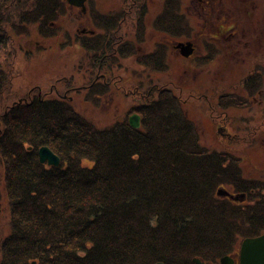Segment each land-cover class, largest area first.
I'll return each mask as SVG.
<instances>
[{
    "label": "trees",
    "instance_id": "trees-1",
    "mask_svg": "<svg viewBox=\"0 0 264 264\" xmlns=\"http://www.w3.org/2000/svg\"><path fill=\"white\" fill-rule=\"evenodd\" d=\"M228 2L234 10L242 6L239 20L258 18L249 1ZM183 3L164 0L150 19L148 0H122L120 9L107 13L93 3L91 19L106 33L78 35L84 54L75 74L89 67L77 75L86 81L76 92H87L92 101L114 82L130 97L127 115L103 127L75 109L67 89L58 88L77 76L57 79L52 84L57 96L10 100L16 79L0 60V264H198L195 257L219 264L222 256L235 254L244 238L264 233V193L259 191L254 203L217 194L218 187L229 185L231 192L255 193L257 184L244 175L234 151L240 137L221 139L220 146L207 144L184 109L197 102L209 110L229 109L247 100L239 87L257 94L262 73L229 84L220 79L222 71L217 86L185 90L151 74L165 76L173 69L167 42L136 52L148 25L173 39L193 35ZM66 4L0 0V54L15 35L30 34L31 25L44 38L56 37V20ZM115 54L135 56L143 66L137 74L141 79L121 87L122 75L112 71ZM183 58L192 70L217 63L211 56ZM263 62L251 60V65L261 72ZM214 97L223 104L216 105ZM133 113L140 116L139 127L129 122ZM43 145L60 157L59 166L40 161ZM5 212L9 230L4 236Z\"/></svg>",
    "mask_w": 264,
    "mask_h": 264
},
{
    "label": "rangeland",
    "instance_id": "rangeland-1",
    "mask_svg": "<svg viewBox=\"0 0 264 264\" xmlns=\"http://www.w3.org/2000/svg\"><path fill=\"white\" fill-rule=\"evenodd\" d=\"M121 1L122 0H89L87 1L86 14L82 13L81 9L73 7L67 2L66 12L60 15V17L56 20L55 27L59 28V33L56 37H42L39 35L37 27L33 25L30 26V34L15 35V37L10 41L11 43L6 46V49H3L2 53L0 54L1 62H3L4 65H7L10 70H13L15 76L13 81L16 79L15 83L12 84L11 89V91L15 90L16 92L15 94L12 92L10 100L15 98V100H18L34 94H40L42 96H57L59 94L56 93V90L52 89V84L57 79H68L73 76L85 73L84 71H86V68L89 66H87L81 72L75 74V66L84 54V51L80 47L77 39L78 35L85 34V29H89V31L96 30L95 24L91 19L92 5L95 2L96 8L100 12L107 13L111 10L120 9ZM163 1L164 0H149V8H151V13L148 16V19L157 15V13L162 9L161 7ZM228 1L229 0L223 1V3L226 5L225 8L227 9V14H230L232 16L231 18L235 19L237 15H239V11L242 10V6L239 11L238 9L233 10L230 8ZM247 1H249V4L254 6L253 8H255L257 17L260 20V15H262V12L264 11V0ZM183 5L184 10H189L192 23H196V25L200 27L202 15L198 14L200 17H194V12L196 11L190 7L192 6L196 10L195 2H192V0H184ZM243 8L245 7L243 6ZM147 23L149 22L147 21ZM198 23L200 25H198ZM105 33L106 32H104V29H102V32L98 34V37L99 35ZM145 38L146 39L141 44H135H138L136 46L137 48H135L137 53H143L147 50H151L157 41H164L169 44V53L173 63V69L171 68L172 70L170 69L164 73L165 76H159L158 73H151L156 79L160 78L161 81L164 79H171L172 81H176L177 85H182L185 90L191 89L192 86H194V88H196L199 92H205L204 90L206 87H208V85L212 88L213 86H217L216 83H218L220 73H222L220 70L221 68L218 70H216V68H214V70H212V68L211 70L208 68L192 70L189 66H187L188 63H186L183 57H181V59L178 57L179 55L177 54V50L174 49L176 41L180 40L179 38L173 39L161 34L154 30L150 25H148L146 28ZM118 56V54L112 56L111 61L114 65H116L112 71H114L115 74L120 76L122 75L123 81L120 83V86L127 87L126 82L129 80H140L141 77H137V74L143 69V66L136 62L135 56L126 58ZM117 62H121L122 65L117 67ZM242 64L244 63L242 62ZM242 64L241 62H237L234 65L232 63V70L230 68L228 71H224L220 79L223 82L225 81L229 84L237 82L244 73ZM134 72L136 74H134ZM146 75L147 73H144L145 81H147V77H145ZM85 81L86 80H84V77L81 75L80 77L77 76L76 79H71L67 86H63L61 84L60 87H58L61 89V92H63L65 89L68 90L67 96L72 99V104L77 111L85 114L101 127L109 125L115 120L123 119L127 115L129 109L128 99L130 97L124 94L122 89H117L119 86L114 85L115 83L112 82L108 93L101 95L96 99L94 98L92 101H88L87 92H76V89H78L77 87L83 86ZM242 93L243 92L241 91V94ZM186 94L187 93H185V95ZM214 99H216V97H214ZM261 100H264V92L256 96L255 102L251 103V106L233 107L228 112V115L236 120L234 121L238 126L236 135L240 136L241 134L248 133V130H253V128H257L259 131L255 135L253 134L254 136H252L250 139L247 138L245 139L246 141L243 140L241 143L237 142L235 145L236 149L234 150L236 155L241 160L240 162L241 166L243 167L244 175L252 179L254 183L257 184L256 189H253L255 193L252 195L247 193L232 192L236 195L245 194L246 197L241 200L242 202L245 201V203H254L255 197L257 200H259V191L264 193V116L262 117L263 106H261L259 103ZM250 101H253L252 98H250ZM1 105H3V103H1ZM184 109L188 117L198 123L202 133L205 135V142L212 146H220V140L222 139L224 141L225 138H222L218 135L214 136L212 133H210V130H212L210 127V122L212 120V122L215 124L225 123L230 127L229 122H231L232 119L229 118L226 121L223 117V113L218 115L216 111L211 109L209 110L206 105H203L201 102H197L195 105L187 104L184 106ZM220 110L221 109H219V111ZM241 115L247 116L248 118H242ZM240 118H242L241 123H239ZM230 131H235V129L230 128ZM224 142H226V140ZM221 187H218V189ZM228 190H234L232 185L228 186ZM247 195L250 196V199L251 196H253L252 198L254 201L247 198ZM7 215L8 213H6L2 222L3 232L5 231L2 233L4 236L7 235L9 230ZM240 248L241 247L239 246L235 253H239ZM208 263L210 264V262Z\"/></svg>",
    "mask_w": 264,
    "mask_h": 264
},
{
    "label": "flooded vegetation",
    "instance_id": "flooded-vegetation-1",
    "mask_svg": "<svg viewBox=\"0 0 264 264\" xmlns=\"http://www.w3.org/2000/svg\"><path fill=\"white\" fill-rule=\"evenodd\" d=\"M87 1L89 0H86V5ZM223 1L226 0H192V2H195L196 7L195 10V8L190 6L194 11H196L194 12V17L199 16L198 14L202 15L201 25L198 23V25H200V27H198L196 23H192L191 21L194 28L193 35L190 38H179L180 40L176 41L174 49L177 50V54L180 58L187 56L189 58L195 59L197 57L211 56L217 62L213 65L211 64L209 66L202 67L203 69L208 68L209 70H211L212 68V70H214V68H216V70H218L221 68L220 70L224 73V71H228L231 68L232 63L234 65L237 62H241V64L243 62L244 64H242V67L244 69V73L243 75H241V77L246 75L248 76L250 74L256 75L262 73V87L258 85L255 86L257 94L250 96L246 89H244L243 87H239L237 89L238 93L241 96L246 97L247 100L237 101L235 102L236 104L231 105L230 107L233 108L251 106L250 104L255 102L256 96L264 92V69L263 71L259 72L260 70L256 68V65H251V60H264V21L259 20V18L254 19L251 22L244 19L239 20V15H241V12L239 13V15H237L238 19L231 18L232 16L230 14H227V9L225 8L226 5L223 3ZM72 6L81 9L79 6ZM81 12L85 14L87 13V11L84 12L82 11V9ZM95 27L96 30L89 31V29H85L84 33L97 35L102 32L101 27ZM261 64L262 66H264V62ZM100 71L101 70L99 69L98 73ZM210 87L211 86L208 85V87H206L205 89H208ZM241 91L243 92L242 94ZM250 98H252L253 101H250ZM214 100V103L216 105L223 104V102L218 99ZM259 103L261 106H263V117L264 100H261ZM216 107L218 108V110L214 111H216L218 115H220V113H223V115L229 116L228 112L231 110V108L221 109V107L219 106ZM219 109H221V112L219 111ZM241 116L242 118H248L247 116ZM242 118H240V120H242ZM239 123H241V121H239ZM210 127L212 128V130H210V133H212L214 136L218 135L226 139L231 138L236 134V129L238 126L235 124V122L230 124L229 127L225 123L215 124L211 120ZM230 128L235 129V131H230ZM258 132L259 131L256 128H253V130H248V133L241 134L239 136V143L247 138L250 139Z\"/></svg>",
    "mask_w": 264,
    "mask_h": 264
},
{
    "label": "water",
    "instance_id": "water-1",
    "mask_svg": "<svg viewBox=\"0 0 264 264\" xmlns=\"http://www.w3.org/2000/svg\"><path fill=\"white\" fill-rule=\"evenodd\" d=\"M70 5L79 6L82 11H87L86 0H67ZM129 122L133 127L140 126V116L133 113L129 116ZM39 159L42 163L59 166L60 157L48 146L43 145L39 148ZM217 194L223 197H229L233 200H243L245 194H233L227 188L221 187ZM239 253L234 255H224L220 258L219 264H264V233L255 237H246L240 245ZM194 261L198 264H209L202 259L195 257ZM155 264H165L158 261Z\"/></svg>",
    "mask_w": 264,
    "mask_h": 264
}]
</instances>
